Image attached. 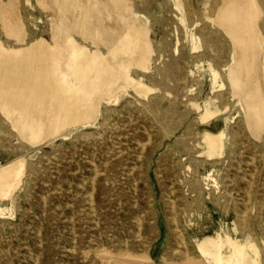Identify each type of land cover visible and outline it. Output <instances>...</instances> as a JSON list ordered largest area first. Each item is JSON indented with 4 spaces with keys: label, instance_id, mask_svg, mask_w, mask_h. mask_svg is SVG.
I'll return each mask as SVG.
<instances>
[{
    "label": "rangeland",
    "instance_id": "1",
    "mask_svg": "<svg viewBox=\"0 0 264 264\" xmlns=\"http://www.w3.org/2000/svg\"><path fill=\"white\" fill-rule=\"evenodd\" d=\"M74 2L0 0L7 53H34L51 71L30 87L0 81V168L24 164L0 197V264H120L100 249L139 257L127 264H216L197 241L218 233L254 243L242 264H264V126L247 124L217 67L212 33L230 41L210 8L127 0L142 60L122 5ZM204 128L222 133L215 147Z\"/></svg>",
    "mask_w": 264,
    "mask_h": 264
},
{
    "label": "bare ground",
    "instance_id": "2",
    "mask_svg": "<svg viewBox=\"0 0 264 264\" xmlns=\"http://www.w3.org/2000/svg\"><path fill=\"white\" fill-rule=\"evenodd\" d=\"M195 1L196 3L202 1L207 7L210 8L212 16H208V18H210L224 32L230 41V46L228 47L225 42H221L223 37L219 32L212 33L213 50L217 52V54L214 55V60L217 64V67L223 66L224 70L226 71L225 77L230 84L233 95L238 97L239 102L244 108L247 124L257 127L264 126V0ZM72 2H74V0H70V3ZM115 3L116 5H122L123 9L129 13V18H127L126 23L129 25L128 27L134 31L133 33L136 40L140 41L139 50L141 59H147L148 44L146 42L145 36L143 35L142 25L139 23V20L135 15H130L131 7L129 6L127 0H115ZM91 4L93 5L94 3L91 2ZM227 55L230 57V62L225 63L223 61V57ZM34 63V53L27 52L25 56L20 57L15 52L7 53L6 49L0 43V81L4 80L7 84L30 87L34 84V78H36L38 82L40 81L43 74L51 73L48 67L41 65L36 66ZM212 72L216 77L217 71L212 68ZM73 97V91L68 89L64 112L71 122H75L80 117L82 112L80 106L75 105ZM163 101L165 100L163 99ZM95 110L97 111V107ZM206 115L209 114L206 113ZM221 136V132L214 133L208 128H204L201 132L202 139L212 148L215 147L217 143L219 144ZM150 138L151 137H149L148 140ZM142 151L143 150H141V152ZM22 165L24 166L22 161L17 159V161H13L9 167L3 169L0 168L1 198L9 199L13 196L20 183L19 176ZM93 210L95 209H92V211ZM139 221H141V219ZM247 247L255 249L256 246H254V243L252 244L249 240L239 241L229 237L228 235L222 236L220 233L216 234L215 236H205L197 241V248L199 251L204 256H208L209 261L216 264H242V261L247 259L245 258L247 255ZM96 254L97 257L104 262H118L120 264H127L129 260L133 262L139 261L137 260V258H139L137 255L131 257L132 255L130 256L125 252L123 254L117 253L113 256L106 249H100L96 252ZM247 256L251 258V256ZM135 257L137 258L133 259ZM38 261L39 260H37V262ZM144 261L145 263L147 262L146 260ZM257 263L258 261L256 264Z\"/></svg>",
    "mask_w": 264,
    "mask_h": 264
}]
</instances>
